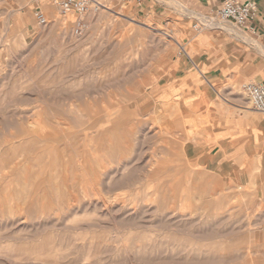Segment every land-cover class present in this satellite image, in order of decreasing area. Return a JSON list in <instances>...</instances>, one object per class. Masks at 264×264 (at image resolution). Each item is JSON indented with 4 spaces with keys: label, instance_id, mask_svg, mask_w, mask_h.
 <instances>
[{
    "label": "rangeland",
    "instance_id": "rangeland-1",
    "mask_svg": "<svg viewBox=\"0 0 264 264\" xmlns=\"http://www.w3.org/2000/svg\"><path fill=\"white\" fill-rule=\"evenodd\" d=\"M32 7L0 0V264H264V173L189 161L150 94L174 28Z\"/></svg>",
    "mask_w": 264,
    "mask_h": 264
},
{
    "label": "crops",
    "instance_id": "crops-1",
    "mask_svg": "<svg viewBox=\"0 0 264 264\" xmlns=\"http://www.w3.org/2000/svg\"><path fill=\"white\" fill-rule=\"evenodd\" d=\"M31 13L52 0H25ZM128 20L174 28L182 45L150 94L160 110L178 108L187 159L226 172L237 185L264 173V116L243 91L264 84V0L246 29L218 18L222 0H105ZM25 18L29 21L28 14Z\"/></svg>",
    "mask_w": 264,
    "mask_h": 264
},
{
    "label": "built area",
    "instance_id": "built-area-1",
    "mask_svg": "<svg viewBox=\"0 0 264 264\" xmlns=\"http://www.w3.org/2000/svg\"><path fill=\"white\" fill-rule=\"evenodd\" d=\"M62 15L75 14L77 30L85 28V17L106 9L105 0H52ZM257 5L252 0H222L218 18L222 23H230L239 29H246L254 16ZM40 25L48 24V19L42 11L34 13ZM243 91L248 96L252 107L264 114V84L246 83Z\"/></svg>",
    "mask_w": 264,
    "mask_h": 264
},
{
    "label": "bare ground",
    "instance_id": "bare-ground-1",
    "mask_svg": "<svg viewBox=\"0 0 264 264\" xmlns=\"http://www.w3.org/2000/svg\"><path fill=\"white\" fill-rule=\"evenodd\" d=\"M68 15H69V14H68ZM68 15H66V17H65L66 20H69V18H70V16H68ZM71 15H72V16L74 17V19H75V16H76V15H75V14H71Z\"/></svg>",
    "mask_w": 264,
    "mask_h": 264
}]
</instances>
